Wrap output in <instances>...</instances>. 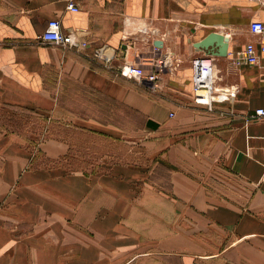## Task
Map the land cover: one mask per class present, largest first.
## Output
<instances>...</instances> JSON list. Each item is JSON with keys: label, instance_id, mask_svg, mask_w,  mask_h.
<instances>
[{"label": "crops", "instance_id": "0c3cea01", "mask_svg": "<svg viewBox=\"0 0 264 264\" xmlns=\"http://www.w3.org/2000/svg\"><path fill=\"white\" fill-rule=\"evenodd\" d=\"M69 1L0 0V264H264V121H247L264 107V53L214 56L235 96L211 108L191 85L193 43L241 22L228 50L256 40L264 0ZM51 19L87 46L39 42ZM99 48L109 68L90 59ZM165 55L155 92L117 73ZM134 111L141 149L101 151L135 142Z\"/></svg>", "mask_w": 264, "mask_h": 264}, {"label": "built area", "instance_id": "2783aa9c", "mask_svg": "<svg viewBox=\"0 0 264 264\" xmlns=\"http://www.w3.org/2000/svg\"><path fill=\"white\" fill-rule=\"evenodd\" d=\"M67 9L78 11V5L70 0ZM137 32L147 31L146 25L137 27ZM248 31L256 36V40H249L243 46L237 49L228 50L232 64H257L260 55L264 53V20L253 19L248 23ZM38 40L41 43L53 44L61 48H74L81 50L87 46L86 41H80L74 45L73 37L61 29V23L58 19H51L47 22L44 31L39 34ZM196 49V48H195ZM197 50V49H196ZM191 58V85L194 101L198 104L206 105L211 108L214 102H223L235 96V90L229 88L223 89L215 84V70L213 59L214 55H210L197 50ZM112 54L108 53L104 48H99L91 53L90 59L106 68L110 67ZM169 65L168 56L163 58L143 57L142 61L134 64L125 63L120 66L117 73L127 79L133 80L138 84L145 86L148 90L155 92L160 87V79L162 72ZM208 97L206 100L205 97ZM173 116V113H170ZM264 121V107H257L247 116V121Z\"/></svg>", "mask_w": 264, "mask_h": 264}, {"label": "rangeland", "instance_id": "374dc122", "mask_svg": "<svg viewBox=\"0 0 264 264\" xmlns=\"http://www.w3.org/2000/svg\"><path fill=\"white\" fill-rule=\"evenodd\" d=\"M242 17H244V16H247L248 15V13H242V14H240ZM241 17V19H243ZM241 24V26H236V27H234V28H231V29H229V28H227V27H225V26H218L219 28H216V29H211V30H213V31H217V30H219V31H223L224 33H226V35L228 36V35H232V36H235V37H239V35H240V33L242 32V29H244V28H246V26L241 22L240 23ZM147 26V25H146ZM147 28V27H146ZM135 28H129V30H134ZM137 29H135V31H136ZM229 38V37H228ZM70 104V103H69ZM18 111H19V113H18V115L17 116H20V117H22V118H25V119H27V120H29V119H31V117H35V115L33 114V113H31L30 111H27V110H21V109H18ZM134 117V121H133V125H131V126H128L129 127V129H130V134L131 135H133L132 137H131V139L133 140L134 139V143H131V142H129V143H126V142H123V141H120V142H118L117 144H116V142H114V141H112V143H110L109 141H101V145L98 147L101 151H111V149H117L118 151H119V153L121 154L122 152H125L126 153V151L127 150H130V149H132V150H135V151H138V150H140L141 149V142H140V139L142 138V136H143V132H142V127H143V124H142V119L141 118H139L137 115H134L133 116ZM120 123H121V121H120ZM121 126V125H120ZM123 127H125L126 128V126H123ZM6 128H8V126H7V124H6ZM132 129H134V131L132 130ZM16 141L17 142H20V140L19 139H16ZM136 156H138V153H137V155ZM72 163V162H71ZM72 165H78L77 163H72ZM161 174V173H160ZM162 176H161V179H162V177H163V181L165 180V183L161 180V184H162V182L164 183V185L165 186H167V182H166V179L164 178V174H161ZM158 186V185H157ZM159 188H160V186H159ZM162 191H165L166 193H168L167 192V190H168V188H166V190L164 189V188H160ZM151 190V189H150ZM156 192V191H155ZM162 196H165V195H163V194H161ZM74 260H77V259H75L74 258Z\"/></svg>", "mask_w": 264, "mask_h": 264}, {"label": "water", "instance_id": "95a60500", "mask_svg": "<svg viewBox=\"0 0 264 264\" xmlns=\"http://www.w3.org/2000/svg\"><path fill=\"white\" fill-rule=\"evenodd\" d=\"M154 46L161 47L162 41L156 39ZM229 38L219 31H210L203 38L193 43V46L200 51L214 56H226L228 53Z\"/></svg>", "mask_w": 264, "mask_h": 264}, {"label": "bare ground", "instance_id": "6f19581e", "mask_svg": "<svg viewBox=\"0 0 264 264\" xmlns=\"http://www.w3.org/2000/svg\"><path fill=\"white\" fill-rule=\"evenodd\" d=\"M138 26H141V23L138 22V24H136L135 26L133 25V23L131 21H127L126 22V27L129 28H135L137 29ZM205 99L207 100L208 97L206 96Z\"/></svg>", "mask_w": 264, "mask_h": 264}, {"label": "trees", "instance_id": "16d2710c", "mask_svg": "<svg viewBox=\"0 0 264 264\" xmlns=\"http://www.w3.org/2000/svg\"><path fill=\"white\" fill-rule=\"evenodd\" d=\"M134 115H137L139 118H141V114L138 111H134Z\"/></svg>", "mask_w": 264, "mask_h": 264}]
</instances>
